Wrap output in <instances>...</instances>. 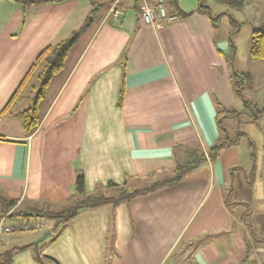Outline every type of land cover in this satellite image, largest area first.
<instances>
[{
	"label": "crops",
	"instance_id": "crops-1",
	"mask_svg": "<svg viewBox=\"0 0 264 264\" xmlns=\"http://www.w3.org/2000/svg\"><path fill=\"white\" fill-rule=\"evenodd\" d=\"M197 1L191 7L181 3L186 12L180 11L190 15L161 29L138 19L133 0H120L119 18L109 7L102 11L50 83L39 104V125L26 135L21 112L31 94L25 91L34 84L4 113L6 106L37 56L77 30L95 3L63 0L24 9L0 0V194L16 201V210L59 209L75 196L78 173L87 195L114 191L107 197H115L123 189L137 191L170 179L178 162L206 155L177 184L116 207L82 210L57 231L53 224L46 227L50 235L38 245L39 231L24 239L15 238L18 233L1 236L0 255L12 252V264H40L38 258L58 264H264L250 260L252 249L257 254L264 249L244 243L250 242L247 226L237 220L226 192L230 169L235 175L248 169L250 160L257 167L256 156L247 159L238 146L246 132L233 137L235 132L224 129L235 142L216 160L207 159L223 139L220 110L241 112L244 102L227 69L226 57L236 47L216 35ZM256 1L264 17V0ZM126 51L124 71L120 60ZM259 72L249 83L263 84L264 99V64ZM236 231L238 249L229 254L221 239Z\"/></svg>",
	"mask_w": 264,
	"mask_h": 264
},
{
	"label": "trees",
	"instance_id": "trees-1",
	"mask_svg": "<svg viewBox=\"0 0 264 264\" xmlns=\"http://www.w3.org/2000/svg\"><path fill=\"white\" fill-rule=\"evenodd\" d=\"M16 3L22 4L24 9H28L30 7L38 6L45 3L50 2H61L63 0H9ZM95 3L93 11L90 15L85 19L82 25L73 33L60 41L55 45H51L45 48L36 58L30 69L28 70L26 76L24 77L23 81L21 82L19 88L11 98L9 104L6 106L4 113L7 112L11 105L15 102L16 98L22 92V90L28 86L31 80L36 79V83L31 86L32 93L35 92L36 96L33 99V103L28 108L24 109L21 112V116L24 123V131L26 135H31L37 129L40 117H39V104L40 102L46 97L48 88L54 77L60 74L64 68L68 56L72 50V48L76 45L78 40L81 36L93 25L98 15L106 10L108 7L110 8L111 5L116 0H101L100 2H96V0H91ZM172 1L169 0L171 3V9L169 11L170 14H175L178 17H187L190 14L184 15L180 9L175 10L172 7ZM252 0H216V2L228 9H237L241 10L244 6ZM200 7L198 10L200 12L205 13L209 19L212 21L214 27L217 26L218 22L220 21L222 16L228 15L231 18L233 24L237 23L236 19L233 18L228 12L222 13L220 15L214 16L211 12V9L203 4V0H201ZM142 4V0H133V10L135 11L138 19L140 18V7ZM232 49L234 50L233 43L231 42ZM250 56L253 59L264 61V22L260 25L255 27L252 32L251 36V43H250ZM127 51L124 53L120 60V64H122L123 69L125 71L127 65ZM233 65L232 61L230 63ZM237 75V73H236ZM239 76V75H237ZM252 79V75H242V77L238 78L236 82L235 92L238 96L242 97L244 102V110L241 112L238 111H226L220 110L218 114V125L223 133V139L216 144L207 154L211 161L217 159L220 153L224 150L225 147L234 143V139H230V137L226 134L222 126V121L227 118H234L246 114V107H249L253 114L249 113V117L252 122H258L259 119L264 115V110L259 109L257 105H253L250 102L245 101L244 97V88L242 87V83L244 80L250 82ZM125 95L124 86L121 90L119 106L123 105ZM245 136H248L244 133ZM255 145L254 142H252ZM206 160V155L202 152L198 153L197 156H193L190 160H186L184 162H178L174 175L170 179L165 181L155 182L152 185L137 191H128L127 189L121 190L120 194L115 197H107L104 195H87L86 188H85V179L82 173H78L76 176V193L73 198H71L67 203L62 205L57 210H48L42 208H31V209H19L16 210L15 206L17 204L16 201L7 200L0 194V216L12 211V216L16 218H30V217H41L46 220H50L53 222V230L57 231L62 225L71 222L82 210L85 209H94L100 208L107 205H112L114 207L118 206L123 202H129L132 198L140 194H146L148 192L154 191L160 187L167 186V185H174L179 183L183 180L188 174L192 171L196 170L204 161ZM235 168L230 169L229 171V186H233L235 175H234ZM113 185V184H111ZM113 238L112 235L109 239ZM108 239V240H109ZM112 245H110L108 251L111 252ZM12 252H5L0 255V259H2L1 264H12ZM249 258V257H248ZM40 264H45V261L50 262L51 264H58L54 260H48L44 258H38ZM109 264V262L107 263Z\"/></svg>",
	"mask_w": 264,
	"mask_h": 264
},
{
	"label": "rangeland",
	"instance_id": "rangeland-1",
	"mask_svg": "<svg viewBox=\"0 0 264 264\" xmlns=\"http://www.w3.org/2000/svg\"><path fill=\"white\" fill-rule=\"evenodd\" d=\"M193 2L194 0H173L172 7L175 10L181 9L183 12H186L182 8L181 3L187 4L189 7H191ZM201 3V0H198L197 7H200ZM203 4L207 5L211 9V12L214 16L220 15L223 12H228L233 18L236 19L237 23L241 24L240 27L238 26L239 24H233L230 16L225 15L221 17L220 21L215 27L216 35L227 37L230 39V43L232 42L236 47V53L226 57L228 61L227 69L231 75L233 89L235 91L236 82L238 81L239 77H242V75L251 74L253 79H255L256 76L261 75L259 71L264 62L253 59L250 56V43L252 32L255 27L264 22V17H262V6L256 0L250 1L246 4L247 6H244L246 7L244 10L246 11V14L243 15L240 12L241 10L228 9L218 4L216 0H203ZM118 9L121 10L119 6ZM248 18L257 20L258 25L252 26L250 22L246 21L249 20ZM231 61L233 65L230 64ZM236 73L239 76H237ZM36 81V79H33L30 81V84H35ZM255 85L256 86H253V84H250L246 80L243 81L242 87L244 88L245 101L254 102L253 105H257L259 109L264 110V99L261 96L260 89L263 84L256 82ZM25 94H30V98L27 99L25 104H23V108L26 109L32 105L36 93H32L31 86H28ZM235 95L242 99V97L238 96L236 92ZM245 109L248 113L234 117L232 119H224L222 121V126L225 130H231L235 132L233 137H236V132H246L249 134L251 139L256 143V148L251 146L252 144L250 139L244 134L239 136L238 146L243 150L244 154H247V159H250L254 155L256 156L258 161L257 167L254 170L251 166L252 160H250V167L246 170L235 173L233 186H228L226 192L231 210L236 215L237 220L243 221V223H245L247 226L246 229L249 233L250 242H248L246 238L244 243L248 244L251 248L254 246L258 251H261V249H264V115L261 117V119H259L258 122H252L253 124L247 125V123L251 120L249 113L253 114V112L249 107H246ZM253 179L254 181L251 182ZM105 195L113 196L114 191H110V193L107 192ZM30 218L31 220L43 219L36 216ZM52 224V221L46 220L47 227H50ZM45 231L46 230H41L37 233L38 235H43ZM237 231L232 235L221 239L222 244L225 243L226 247L224 248L229 254L232 251H236L238 249L236 248L237 241L239 239L237 236ZM30 233L33 232L18 233V236L15 238H30ZM2 248L3 247L0 246V253ZM254 252L255 251L253 249L250 251V260L264 261V253L257 254Z\"/></svg>",
	"mask_w": 264,
	"mask_h": 264
},
{
	"label": "built area",
	"instance_id": "built-area-1",
	"mask_svg": "<svg viewBox=\"0 0 264 264\" xmlns=\"http://www.w3.org/2000/svg\"><path fill=\"white\" fill-rule=\"evenodd\" d=\"M96 2H100V0H96ZM119 3L120 0H116L109 8V13L116 18L123 15L122 11L118 9ZM168 4L169 0H155L154 5L148 0H142L140 14L143 22L156 29H161L165 23L179 20L177 15L169 13ZM207 159L209 160L208 156ZM46 227V219L31 220V218H25L20 220V218L12 216V211L0 216V237L7 234L41 231Z\"/></svg>",
	"mask_w": 264,
	"mask_h": 264
},
{
	"label": "water",
	"instance_id": "water-1",
	"mask_svg": "<svg viewBox=\"0 0 264 264\" xmlns=\"http://www.w3.org/2000/svg\"><path fill=\"white\" fill-rule=\"evenodd\" d=\"M49 235H50V233L49 232H46L39 239H37L34 244L35 245H38L39 243L43 242Z\"/></svg>",
	"mask_w": 264,
	"mask_h": 264
}]
</instances>
